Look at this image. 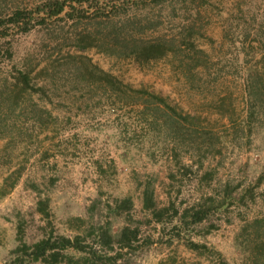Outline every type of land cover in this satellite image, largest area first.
<instances>
[{
    "label": "rangeland",
    "instance_id": "374dc122",
    "mask_svg": "<svg viewBox=\"0 0 264 264\" xmlns=\"http://www.w3.org/2000/svg\"><path fill=\"white\" fill-rule=\"evenodd\" d=\"M42 1L0 0V19ZM107 1L118 7L107 17L75 13L3 41L13 57L0 56V264L18 235L31 245L52 227L91 244L106 224L139 227L117 264L222 263L189 240L227 264H264L252 260L264 251V0ZM22 70L30 88L15 82ZM127 87L175 112L150 114L153 99ZM145 187L169 207L159 223L142 208ZM125 198L132 208L115 212ZM200 202L206 218L180 224Z\"/></svg>",
    "mask_w": 264,
    "mask_h": 264
},
{
    "label": "trees",
    "instance_id": "16d2710c",
    "mask_svg": "<svg viewBox=\"0 0 264 264\" xmlns=\"http://www.w3.org/2000/svg\"><path fill=\"white\" fill-rule=\"evenodd\" d=\"M144 1L146 2L147 0H126L123 3H118V6L137 5ZM152 1L156 4L161 2V0ZM116 6L117 4L107 0H45L30 11L17 9L5 19H0V56L7 60H11L13 57L11 48L9 46L4 47L5 43L3 42L11 32L26 34L34 27L42 26L46 21L53 19L61 21L74 20L75 13L81 14L82 17L85 14L107 17L109 13H114L118 10ZM154 50L151 51L154 52ZM148 51L150 50L148 49ZM150 52L148 54L153 53ZM17 74L18 76L14 77L15 82L22 84L23 87L30 88V73L22 70L18 71ZM106 82L115 87V81L107 80ZM117 82L120 84L119 81ZM128 90L133 93L145 94L148 98L153 99V108L151 110L146 106V102H150L148 99L143 100L144 104L140 105L138 103V107L142 111L150 110L149 112H152L150 114L155 111L162 112L164 109L175 112L174 108L170 107L161 96L148 93L145 90L132 88ZM262 178H264V172ZM131 208L132 202L129 198L115 201L113 207L114 211L119 214L128 212ZM142 208L150 212L151 218L157 223L161 222V214L169 209V207L157 209L154 193L150 187H145L142 191ZM36 209L40 215L48 218L49 211L46 200L38 201ZM206 214V209L202 202L194 203L191 207L183 209L178 216V220L180 224H183L188 218L191 224H197L206 218ZM177 215V211H174V216ZM91 234L93 239L90 244L86 242L82 235L68 237L55 234L53 228L50 227L42 239L31 245L23 242L18 235L20 243L12 251L10 259L5 264H31L36 262L44 264H60L63 262L67 264H117L124 254L136 251L137 246L141 243L140 231L137 226L125 225L117 234H113L107 224L100 225L93 229ZM142 242H149V238L143 239ZM185 244L186 248L195 255L205 256L209 255V253H214L221 259V264H227L226 261L222 260V256L218 251L211 250L206 245L195 243L191 240ZM68 251L80 253L81 256L72 261L74 258L68 255ZM260 252L259 256L255 255L252 260H257L259 257L264 256V251Z\"/></svg>",
    "mask_w": 264,
    "mask_h": 264
}]
</instances>
